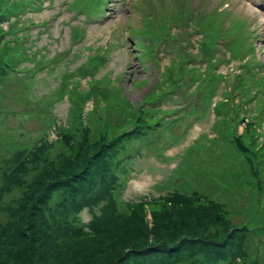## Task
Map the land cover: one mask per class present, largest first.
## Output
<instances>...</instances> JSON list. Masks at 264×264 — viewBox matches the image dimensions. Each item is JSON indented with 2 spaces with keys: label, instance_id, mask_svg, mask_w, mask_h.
<instances>
[{
  "label": "rangeland",
  "instance_id": "rangeland-1",
  "mask_svg": "<svg viewBox=\"0 0 264 264\" xmlns=\"http://www.w3.org/2000/svg\"><path fill=\"white\" fill-rule=\"evenodd\" d=\"M175 1L187 2L193 10L192 15L219 11V21L223 28L232 26L230 14L242 20L245 24L243 32L249 30L253 32L252 35H256V54L258 59L264 62V11L256 8L251 0ZM64 2L65 0H12L8 17L0 22V33L4 37L3 40H6L3 45L9 50V56L15 60L16 69L13 68V71L19 72H0V223L6 224L9 221L3 207L17 204L26 184L36 185L43 169H56V172H60L63 168L65 173L71 172L72 179L82 178L85 174L83 183L90 179L91 172L86 166L76 169L82 162L80 157L75 159L73 168L68 162H64L63 159L68 157L70 152L65 140L75 143L78 134L74 138L64 139L62 134L65 129L57 128V123L66 122L70 104L83 110L84 119L97 123L90 113V109L95 105V113L100 115L102 123V127L98 125L97 130L105 126L113 128L111 133H106L109 137L134 128L141 112H146V117L151 118L152 125L143 128L148 130L143 138L125 141L134 147V151L119 168L123 174L124 185L118 196L117 213L116 210L107 211L106 216L102 217L105 211L101 213V206L91 203L89 206H93V209L85 206L78 214L79 226L62 230L63 236L73 243L79 242L81 237L91 234L93 226L101 225L99 220L106 219L105 224L110 222L120 231H124V225L135 223L136 228L139 231L142 229V235L148 236L149 240L153 239L157 230L160 232L159 237L168 234L165 236L168 241H176L174 238L184 230L181 229L182 223L198 226V216H202L200 220L204 223L206 215L214 216L217 211H207L197 205L179 206L170 202L158 204L169 190L185 184L187 174L183 172L189 165L183 161L195 162L200 168L195 171L205 168L208 158L204 157L206 151L199 149L197 154L190 155L189 149L195 146L198 140L206 145L210 144L208 139L215 135L216 129L211 127L214 121L212 106L205 114L197 110L200 112L197 118L193 114H185L187 108L195 105L193 102L199 105L196 98L186 105V109L172 110L176 108V103L170 97L174 99L177 94L171 95L164 89L171 86V82H164L162 76L167 77L170 72L171 75L176 74L177 66H174L172 59H177L178 51L174 48V42L159 37L158 32L168 30L166 23L169 18L165 14V6L166 9L169 4L172 6L173 1L111 0L107 3L104 13L100 11L99 3L97 7L93 6L96 1L78 5L75 9L66 8ZM81 8L94 10L84 16V13L79 12ZM149 11L156 13L159 20L154 23L151 18H147L149 21L144 22V17H149L151 13ZM88 16L95 18L91 20ZM75 24H81L86 31L77 41L75 35L78 33L75 34L70 28ZM132 27L152 31L157 40L151 42L152 37L147 39L148 36L143 34H132ZM170 28L174 33L180 32V37L186 35L182 32L183 29L176 25H170ZM200 36V28L196 27L191 39L189 38L190 43L185 40L180 43H185L192 53L201 52L197 51V40ZM234 38L235 34L224 33L218 39L217 44L226 57L230 53L226 44ZM134 39L148 41L155 49L153 59L143 55L141 57L139 51L143 52L145 48L137 46V50L134 47ZM105 48L109 49L108 54L104 52ZM63 52L66 58L59 59L56 53ZM204 55L210 57L208 52L203 51L199 53L198 60L188 61V64H191L188 66L203 67L206 62ZM246 62L247 60L242 61V58H228L227 62L217 64V70L211 67L210 71L214 73V94L211 99L223 104L228 113L237 110L235 102L238 97L234 96L240 94V91L245 89L244 85L249 83ZM254 68L264 73V65H256ZM234 75L244 82L233 81ZM158 78V82H164V87L159 86ZM169 80L171 81L170 78ZM155 83L158 85L156 88ZM177 83L181 85L179 81ZM208 86L205 85V88ZM175 87L174 91L177 90ZM179 100L178 104L187 101L181 98ZM246 121L247 119H244L237 125L238 133L243 131ZM255 129L256 138L264 143L263 125L259 124ZM219 145L225 146L223 142ZM212 147L217 149L218 146L212 144ZM262 150L264 152V148ZM212 154L209 153L210 156ZM263 160L264 158H259L256 166L263 164ZM211 164L214 165V162ZM8 175L10 180L7 179ZM257 179L263 187L260 189L263 198L257 199L258 190H255V187H241L236 213L228 215V218L240 226L244 222L249 223V228L253 226L254 242L259 241L264 246L263 165ZM59 197V193L54 195L51 206L58 202ZM213 198L226 200L221 191L215 192ZM120 212L123 214L119 215ZM124 217L129 219L123 222ZM165 224L169 231L163 227ZM175 224H181L180 230L173 228ZM195 228L188 232L187 238H193L195 235L198 238H211L213 235L215 240L222 241L226 230L225 226L207 225L205 232L211 234L207 235ZM170 230L173 233H170ZM189 239L184 240L188 242ZM193 245L184 243L181 246L184 247L182 251L193 249ZM90 246V251L100 253L98 240H93L92 245L87 248Z\"/></svg>",
  "mask_w": 264,
  "mask_h": 264
},
{
  "label": "trees",
  "instance_id": "trees-1",
  "mask_svg": "<svg viewBox=\"0 0 264 264\" xmlns=\"http://www.w3.org/2000/svg\"><path fill=\"white\" fill-rule=\"evenodd\" d=\"M11 1L0 0V22L8 17ZM93 1L97 2L93 5L97 7L105 0H74L73 2L65 0L64 3L66 8L75 9L78 5L92 4ZM41 4L42 2H40ZM92 10L94 9L81 8L79 12L88 13ZM192 13L193 10L188 7H182V9L179 7L170 16V22L183 29L182 32L186 34L184 37H180V32L174 33L171 29H168L167 32L164 30L158 32L159 37L175 43L173 45L178 51V56L176 60L172 59L175 63L174 66H177L176 74L171 75L170 72L169 76H162L164 82H171V86L164 87V82H158L159 78L157 82L171 95L172 93L177 94L174 99L172 96L170 97L176 103V108L172 110H184L186 105L196 98L199 105L193 102L195 105L187 108L185 114H193L197 118L200 113L197 110L205 114L212 106L214 121L211 127H215L216 132L213 137L208 139L209 146L198 140L195 146L193 145L194 147L191 146L189 149L190 155L197 154L199 149L206 151L204 157L208 158L205 168L195 171L197 168L200 169L195 162L183 161L189 165L186 167L188 169L183 172L187 174L185 184L169 190L164 199L157 204L170 202L179 206L197 205L207 211H217L216 214L214 216L206 215L204 223L200 220L202 216H198L196 218L198 226L182 223L181 229L184 230L174 238L176 241H168L169 239L165 238L168 234L159 237L160 232L157 230L153 239L149 240L148 236L142 235L141 232H144L142 229L139 231L136 228L135 223L124 225V231H120L116 225H111L110 222L105 224L106 219L99 220L101 225L93 226L94 230L91 234L81 237L79 242L73 243L65 238L62 230L79 226L78 214L91 203L99 204V207L102 208L101 213L105 211L102 217L106 216L107 211L116 210L117 213L118 196L124 185L123 174L119 168L134 151V147L125 141L143 138L148 131L143 128L152 125L151 118L146 117V112H141L140 118L136 119L134 128L122 133L117 132L109 137L106 133H111L113 128L105 126L97 130L98 125L100 128L102 127V123L100 115L95 113V111L97 112L95 105L90 109V113L97 123H91L84 119L85 114L82 109L79 110L77 105L70 104L66 122L57 123V128L65 129L62 130L64 139L74 138L78 134V140L75 143L72 140H65L70 152L69 156L63 160L73 168L75 159L80 157L82 162L77 165L76 169L86 166L91 172V177L83 183L85 174L81 176L82 178L72 179L70 178L71 172L65 173L63 168L60 172H56V169L52 171L43 169L42 176L38 180L39 184L38 182L36 185L26 184L17 204H8L3 207L9 216V221L6 224L0 223V264H263L264 249L261 248L264 246L259 241L254 242L252 238L253 226H251L252 229L249 228L247 225L249 223L246 222L241 226L234 224L228 215L236 213L241 187H255V190H258L257 199L263 198L260 190L263 187L257 177L260 175L262 165L264 169V160L263 164L258 167L256 163L259 158H264L262 150L264 143L259 142L256 138L255 127L259 124L264 125V73L254 68L256 67L254 61H258L255 60L250 49L248 53H251V56L247 57L246 62L249 83L246 85L241 83L245 89L234 96L238 97L235 102L237 110L228 113L224 105L218 103L219 101L213 102L211 98L214 94L212 90L214 73L210 70L211 67L217 70L216 66L219 62L228 61L227 57L224 58L225 60L221 59L215 50H218L217 43L221 35L230 32L228 28L222 27L219 16L192 15ZM92 17L89 16L90 19ZM189 21L190 23H188ZM232 22L233 25L229 27L231 31L240 29L242 23L239 20L232 18ZM196 27H199L202 33L197 51H205L210 54L208 58L203 56L206 61V65L203 67L188 66L191 65L188 64V61L198 60L201 52L192 53L186 48L185 43H180L184 40L190 43L189 38ZM70 28L75 34L78 33L75 35L76 41L82 38L86 32L85 27L81 24H75ZM138 29L132 28L133 33L148 36L147 39L152 37L151 42L157 40L152 31ZM0 32L2 33L1 28ZM1 33L0 72L2 74L16 72L13 71L15 60L9 56L7 52L9 50L3 45L6 40H3L4 37ZM142 41L143 39L135 41L136 46L145 48V51L139 52L141 57L143 55L153 59L155 49L149 45L147 40L146 42ZM242 44V36L230 42V57H233L234 53L240 52ZM108 50L105 48L104 52L108 54ZM245 52L246 50L241 51V53ZM140 54L137 55L140 56ZM56 55L61 59L65 57V52L56 53ZM232 79L235 82H244L236 75ZM205 85L209 86L205 88ZM154 86L158 87L156 83ZM174 87L177 88L176 92L173 90ZM91 92L93 91L91 90ZM183 94H185V98L182 97ZM189 97L190 99H188ZM179 98L187 99V101L178 104ZM244 119L247 121L243 126V131L238 133L237 125ZM220 142H223L225 146L221 147ZM212 144L217 145V149L211 148ZM210 152L213 153L212 156L209 155ZM114 159L117 160L113 161ZM212 161L214 165L211 164ZM7 179L10 180L9 175ZM217 191L225 194V201L213 198V194ZM56 193L60 194L59 200L51 206V200ZM89 207L93 209V206ZM122 214V212L119 213V215ZM128 219V217H124L122 221ZM214 224L226 227L222 241L215 240V236L205 232V226ZM180 225L175 224L173 228L180 230ZM163 227L169 231L167 224ZM194 227L197 231L212 237L198 238L195 235L193 238H187L188 232ZM184 239H189V241L186 242ZM93 240H98L99 254L90 251L91 246L87 248L92 245ZM184 243L194 244V248L182 251L184 247L181 246Z\"/></svg>",
  "mask_w": 264,
  "mask_h": 264
},
{
  "label": "bare ground",
  "instance_id": "bare-ground-1",
  "mask_svg": "<svg viewBox=\"0 0 264 264\" xmlns=\"http://www.w3.org/2000/svg\"><path fill=\"white\" fill-rule=\"evenodd\" d=\"M256 2H257V4H258L259 6H262V5H263L262 0H256ZM102 12H103V11H102Z\"/></svg>",
  "mask_w": 264,
  "mask_h": 264
}]
</instances>
